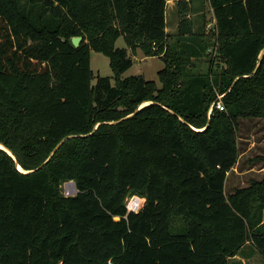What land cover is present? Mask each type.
<instances>
[{
    "label": "trees",
    "instance_id": "obj_1",
    "mask_svg": "<svg viewBox=\"0 0 264 264\" xmlns=\"http://www.w3.org/2000/svg\"><path fill=\"white\" fill-rule=\"evenodd\" d=\"M200 1L218 73L192 71L206 50L193 0H175L171 43L167 0H0V264L264 258V178L224 191L239 119L264 120V0ZM90 51L112 79L93 75ZM138 51L163 61L160 87L122 78ZM217 96L224 111L209 114ZM132 195L144 203L127 213Z\"/></svg>",
    "mask_w": 264,
    "mask_h": 264
},
{
    "label": "rangeland",
    "instance_id": "obj_2",
    "mask_svg": "<svg viewBox=\"0 0 264 264\" xmlns=\"http://www.w3.org/2000/svg\"><path fill=\"white\" fill-rule=\"evenodd\" d=\"M191 12L186 18L193 20L196 31L199 34L202 22L205 21V28L201 41L204 43L206 50L202 56L193 59L192 71L195 73H207L211 68L213 72L220 71V65L217 64L216 54H214L213 43L215 36L212 33L214 20L211 9L207 4L200 0H193ZM196 9V10H195ZM166 29L168 33V42L175 39L178 25V15L175 9V0L166 2ZM115 46L126 48L122 38L117 39ZM132 66L122 75V78L129 76L142 75L148 81H154L157 87L160 83L157 78V72L160 71L164 64L159 57H145L140 51L131 56ZM90 68L94 76L109 77L112 79V71L109 67V60L104 55L90 51ZM95 80L93 79L92 84ZM238 159L235 166L227 173L225 182V194H230L236 188L246 187L250 181H260L264 178V120L257 118L239 119L237 132ZM144 203V202H143ZM179 225V218L175 219ZM173 228V231L179 230L180 226ZM244 256H236L230 261V264H264V258L254 252L250 246H245Z\"/></svg>",
    "mask_w": 264,
    "mask_h": 264
},
{
    "label": "built area",
    "instance_id": "obj_3",
    "mask_svg": "<svg viewBox=\"0 0 264 264\" xmlns=\"http://www.w3.org/2000/svg\"><path fill=\"white\" fill-rule=\"evenodd\" d=\"M222 96H217V100L210 106L209 114L213 108L224 111V105L221 101ZM60 192L64 197L73 196L76 193V189L72 181L64 182L60 186ZM143 206V203H140V197L136 195H132L126 198L125 201V208L127 213L129 212H138L141 207ZM110 264V263H109Z\"/></svg>",
    "mask_w": 264,
    "mask_h": 264
},
{
    "label": "water",
    "instance_id": "obj_4",
    "mask_svg": "<svg viewBox=\"0 0 264 264\" xmlns=\"http://www.w3.org/2000/svg\"><path fill=\"white\" fill-rule=\"evenodd\" d=\"M81 40H82V38L81 37H73L72 39H71V44H72V46L74 47V48H77L79 45H80V43H81ZM264 54V48H263V50L260 52V54H259V59H261V57H262V55ZM258 66V65H257ZM148 103H145V104H143V105H141L140 106V108L141 107H143V106H145V105H147ZM96 128V127H95ZM58 147V146H57ZM57 147L55 148V150L57 149ZM0 149L1 150H3V151H5L7 154H9V155H11V153H10V151L5 147V146H3L2 144H0ZM55 150L53 151V153L55 152ZM52 153V154H53ZM51 154V155H52ZM49 159H47L40 167H42V166H44L45 165V163L48 161ZM17 169L18 170H20L19 169V166H17ZM21 171V170H20ZM73 183V182H72ZM74 184V183H73ZM116 219H118V218H116Z\"/></svg>",
    "mask_w": 264,
    "mask_h": 264
},
{
    "label": "bare ground",
    "instance_id": "obj_5",
    "mask_svg": "<svg viewBox=\"0 0 264 264\" xmlns=\"http://www.w3.org/2000/svg\"><path fill=\"white\" fill-rule=\"evenodd\" d=\"M20 169V168H19ZM21 170V169H20ZM140 203H143V199L142 198H140Z\"/></svg>",
    "mask_w": 264,
    "mask_h": 264
},
{
    "label": "crops",
    "instance_id": "obj_6",
    "mask_svg": "<svg viewBox=\"0 0 264 264\" xmlns=\"http://www.w3.org/2000/svg\"><path fill=\"white\" fill-rule=\"evenodd\" d=\"M227 178V177H226Z\"/></svg>",
    "mask_w": 264,
    "mask_h": 264
}]
</instances>
